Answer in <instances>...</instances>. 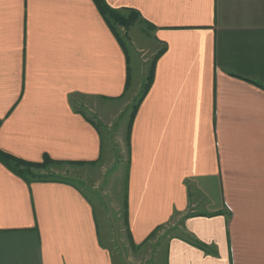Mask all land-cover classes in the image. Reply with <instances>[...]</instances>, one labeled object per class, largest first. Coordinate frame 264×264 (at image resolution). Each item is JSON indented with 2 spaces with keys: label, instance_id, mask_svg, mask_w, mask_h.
<instances>
[{
  "label": "crops",
  "instance_id": "0c3cea01",
  "mask_svg": "<svg viewBox=\"0 0 264 264\" xmlns=\"http://www.w3.org/2000/svg\"><path fill=\"white\" fill-rule=\"evenodd\" d=\"M105 2L165 48L129 146L147 47L132 67L93 0H0V150L66 179L0 162V264H142L168 224L164 264H264V0Z\"/></svg>",
  "mask_w": 264,
  "mask_h": 264
},
{
  "label": "trees",
  "instance_id": "16d2710c",
  "mask_svg": "<svg viewBox=\"0 0 264 264\" xmlns=\"http://www.w3.org/2000/svg\"><path fill=\"white\" fill-rule=\"evenodd\" d=\"M93 1L97 9L99 10L100 14L106 21L107 25L109 26L113 34L116 36V38H120L121 36L122 38L121 40L124 45V38L122 35L126 36V34L121 35V32L119 31L118 28L123 27L127 29L132 23L135 22L137 17L140 18L139 14L135 10H131V9L115 10L109 7L108 4L105 2V0H93ZM139 21H142V19L140 18ZM152 28L153 27L151 26L149 30ZM164 49L165 48H161L157 50L156 53L154 54L153 59H152V64L146 71L145 79L141 85V89L139 93L137 94V97H135L134 102L131 106V111L129 114V120L127 124V132H126L127 146H129V136H130L132 121L134 119V116L136 114V111H137V108L140 102L144 98L145 94L147 93L152 83L153 76H154L155 61L158 58V56L164 51ZM0 162L3 165H5L9 170H11L13 173L22 177L27 182H30L32 180H36V181L64 180L66 181L64 177H61L59 175L52 174L49 172L42 173V171L47 169L48 167L59 163V162H56L50 159L46 155L43 157V160L41 162H30V161H25V160L16 158L14 156H11L0 150ZM157 229L158 228H156L155 230ZM189 240L193 244L198 245L195 241L191 239Z\"/></svg>",
  "mask_w": 264,
  "mask_h": 264
},
{
  "label": "rangeland",
  "instance_id": "374dc122",
  "mask_svg": "<svg viewBox=\"0 0 264 264\" xmlns=\"http://www.w3.org/2000/svg\"><path fill=\"white\" fill-rule=\"evenodd\" d=\"M140 18L137 17L135 22L132 23L127 29L121 27V28H118L119 31L121 32V35L122 34H126L125 35H122L123 38H124V41H125V45H126V49L128 51V54H129V58L131 59V63H132V67L135 66V61H134V58H138V55L141 56L142 53L140 54V52H136V48L134 47V45L132 44L131 42V38L133 39V42L135 43V46L136 47H147L145 48L144 50H146V52L144 53L143 57L140 58L141 60H144L146 59L145 63H142V67L145 69V71L148 70V68L150 67V65L152 64V59H153V56H154V53L157 51V49L159 48L158 46L154 49H148L149 48V43L150 41L148 39H145L146 37V33H148V26L143 22V21H139ZM138 53V54H137ZM139 59V62H141V60ZM137 62H138V59H137ZM145 79V78H143ZM137 97V96H136ZM134 99L133 98L130 102V104L123 109V114L121 115V117L117 118L116 121L119 120V122H121L122 124H125L127 119L129 118V114H130V111H131V106L134 102ZM121 123L120 126H121ZM121 132H123V136H124V133H125V128L124 130H122ZM106 136V145H107V149H108V145H109V142L110 139H109V136L108 134L106 133L105 134ZM115 150V158H116V166L114 167V169L118 166V163H119V159H121V162H120V165H121V168H120V172L123 171V168H124V165L126 163V155H125V152L123 150L122 151V154H120V150L116 149V148H113ZM109 150V149H108ZM119 168V166H118ZM55 167L54 166H50L48 167L47 171L43 170L42 173L44 172H49V173H52L54 174L55 173ZM110 171V170H109ZM108 170H107V176H111L112 173H110ZM83 185V184H82ZM86 187V186H84ZM124 189V188H123ZM87 195L88 196H91V194L89 192H87ZM104 196V195H103ZM106 197H108L106 195ZM105 198V196H104ZM106 199V198H105ZM110 201V200H109ZM110 204H114V202H112V200L109 202ZM118 207V204L116 203V206L115 208ZM119 214H120V217L119 219H110L109 222L111 223H114V221L116 223H121V226L123 228V220H124V205H123V208L121 207L120 208V211H119ZM109 219V218H108ZM158 230H162L161 232V235L160 236H157V239H155V236L152 237L151 239L154 241H151L149 242L148 246H147V249H148V252L150 253V247L153 249V253H152V257L150 260H145V253L144 254H139V259H142V264H164V244H165V239L167 238V236L169 235H172L173 233H176L175 232V226L171 225V224H168V225H165L161 228H158ZM156 234V233H155ZM154 234V235H155ZM150 246V247H149ZM140 261V260H139Z\"/></svg>",
  "mask_w": 264,
  "mask_h": 264
}]
</instances>
